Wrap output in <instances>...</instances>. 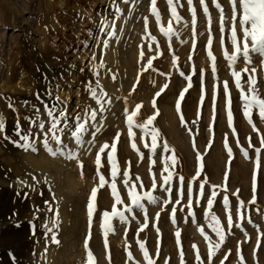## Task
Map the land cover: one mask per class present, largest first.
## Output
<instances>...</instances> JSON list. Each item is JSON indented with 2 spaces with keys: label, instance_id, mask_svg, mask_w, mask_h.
Segmentation results:
<instances>
[{
  "label": "rangeland",
  "instance_id": "rangeland-1",
  "mask_svg": "<svg viewBox=\"0 0 264 264\" xmlns=\"http://www.w3.org/2000/svg\"><path fill=\"white\" fill-rule=\"evenodd\" d=\"M219 2L227 16L226 29L230 28L232 9L229 0ZM117 3L123 10V15L116 23L117 34L105 49L100 43L103 34L99 32V21L102 18L112 19V0H0V116L4 118L8 136L18 139L14 132L17 121L23 131L27 132L30 128L28 118L37 116V108L39 117L47 122L44 104L51 106L52 99L46 92L51 88L54 97L56 86L59 85V94L67 101V128L63 138L68 143V133L77 123L76 115L83 114L85 108L97 107L89 97L87 86L89 82L95 86L91 69L101 60L104 67L99 70L100 84L112 99L111 107L106 110L103 126L98 129L95 137L91 136V131L95 129H90L85 134V140L94 139L90 151L88 143L76 149L79 153L78 160L53 157L39 145L38 152L25 151L0 133V264H13V257L15 264H86L84 240L89 233L86 205L91 189L98 184L94 162L99 148L104 143L111 145L117 133H120L119 140L116 141L120 175L116 178V183L125 202L127 194L122 183L125 170L129 171L133 179L137 175L140 177L145 185L144 190L151 189L152 177L155 175L158 187L154 194L161 201L166 199L167 194L160 190L159 185L162 182L164 158L173 154L178 160L174 172L186 178L184 196L180 204L175 203L179 181L174 175L172 202L166 206L162 203L146 204L148 226L138 236V228L143 223L142 212L137 210V218L131 219L129 225L114 220L115 231L109 234L106 249L101 228L102 213L111 211L114 203L111 190L106 184L97 194V210L88 241L95 264H146L138 240L145 242L155 264H181V251L183 264H196L197 250L203 264H208V241L201 234V228L213 242H217L218 238L209 227L210 219L205 218V213L209 216L216 215L227 232V212L231 211L234 222L237 219V192L239 199L245 203V215L250 214L253 225L259 226V233L257 227L248 224L246 220L243 228L249 234L247 238L234 227V235L227 237L221 250L213 257L212 264H221L222 261L223 264H241V256L244 264H264V235H261L264 233V145L260 142L261 136H264V122L260 121L258 112L253 110V123L257 129L253 130L243 116L240 92L235 87L231 69L223 55L225 49L231 53L232 46L227 31L224 34V45H221L219 12L212 0H207L213 20L211 51L217 66V72L213 74L212 61L207 55L208 25L199 0H194L196 36L193 37L192 17L187 0H180L183 6H178L177 11L188 25H176L179 35L170 41L159 31L155 17L150 13V0H133L134 6L123 3L122 0H117ZM157 8L166 26L170 19L166 0H157ZM237 8L239 9L238 4ZM143 17H148L149 31L157 37V43H153L151 51L148 41L142 39L145 34ZM237 32L238 37H242L239 21ZM141 50L144 52L143 59L140 58ZM93 54L96 56L95 60H91ZM154 56L156 58L152 67L147 68V60ZM261 63V57L253 55L251 66L257 69V88L264 98V67ZM243 67L241 59L236 69ZM181 72L185 75L181 76ZM113 74L116 76L115 80L112 79ZM187 76H191V87H188ZM7 80L9 86L18 83V88L7 91L4 86ZM246 80L247 74H243L242 84ZM225 81L228 82L232 101L231 126L227 121L229 97L223 89ZM165 84L168 87L156 98V108H153L151 102L155 93ZM186 87L188 91L180 102L178 112L176 102L179 93ZM5 98L11 99L15 110L9 107ZM137 104L142 106L134 118V125L143 124L159 110V115L150 126L160 133V146L155 155L145 148L144 145H150L151 139L140 128L134 126L132 131L135 135L129 137L125 108L131 113ZM181 116L184 123L181 122ZM31 131L36 133L39 129L34 127ZM225 139L232 149L231 157L225 148ZM164 141L174 152L164 153ZM133 142L137 144L139 151L132 149ZM70 146L76 147L75 144ZM256 148L261 149L259 168L256 167ZM109 150L101 154L103 166L100 172L111 182L110 165L107 162ZM244 151L248 152L247 157ZM197 154L202 157L201 161H197ZM81 162L82 169L79 167ZM200 164L204 167L200 169V177L192 184L193 219L186 207L187 188L188 181L195 176ZM254 173L257 199L256 204L250 205ZM33 176L40 182L38 186L34 183ZM45 178L50 182L51 191L44 184ZM203 179L207 183L204 196L201 197L198 184ZM212 185L217 186L218 197L212 208L208 209L207 198ZM225 191L230 201L228 210L222 206ZM197 200L200 203H196ZM45 201L52 204L53 212H48ZM174 206L177 209L175 223L171 219ZM37 208L40 211H34ZM57 208L60 221L57 233L59 244H54L50 237L45 239L43 225L47 222L52 227L51 219ZM156 213L160 214L158 221ZM177 230L181 232L179 245L175 237ZM258 236L260 242L257 248ZM46 245V255L42 256ZM128 252H131L132 259L128 258Z\"/></svg>",
  "mask_w": 264,
  "mask_h": 264
},
{
  "label": "snow or ice",
  "instance_id": "snow-or-ice-1",
  "mask_svg": "<svg viewBox=\"0 0 264 264\" xmlns=\"http://www.w3.org/2000/svg\"><path fill=\"white\" fill-rule=\"evenodd\" d=\"M123 3L131 4L134 6L133 0H122ZM169 8V15L170 19L167 22V25L164 26L162 21V14L157 8V0H150V13L152 16L155 17L156 23L159 26V31L166 37L169 41L175 37H178L179 33L177 31L176 25L183 24L184 26L188 25V22L184 20V18L178 13L177 7H182L183 5L180 3V0H166ZM201 5L202 11L206 17L207 25H208V32L209 38L207 41V48L209 49L207 52L208 57L212 61V71L213 74L217 72L216 66V58L211 51V46L213 43V34H212V16L209 11L207 0H199ZM232 9L231 15V27L226 29V21L227 16L224 12L223 6L220 4L219 0H212V4L216 7L217 11L219 12V31L221 34V45H224V34L227 31L229 33L228 39L230 40L232 51L229 53L227 49L224 50V58L226 59L229 68L231 69V76L234 78L235 87L240 92V100L242 101L243 107V116L247 119V122L252 125L253 130L256 129V125L253 123V110L258 112V116L261 122H264V98H262L259 94L257 88V78H256V67H252L253 64V55H259L261 57L262 63L261 66L264 67V0H229ZM187 4L189 6V12L191 14V26L193 29V37L196 36V27H197V15H196V8L194 5V0H187ZM237 4L239 5V9L237 8ZM112 12L113 16L112 19L109 20L108 18H102L99 21V32L103 34V39L100 40V43L106 49L109 46V42L112 38L117 34L116 33V23L123 15V10L119 7V3L117 0H112ZM144 19V29L145 34L142 37L143 40L148 41V48L151 51L153 47V43H157V37L152 35L149 31V21L148 17H143ZM237 21H239L240 32L242 33V37H238L237 32ZM170 46V45H169ZM159 48V45L157 44ZM195 47V43L193 44ZM142 49V46H141ZM140 58H144L143 50L140 51ZM156 57L149 58L147 60V68H151L153 65V60ZM96 56L93 54L91 60H95ZM242 59L244 63V67L240 70L236 69V65ZM173 63H176V58H173ZM104 67L103 60H101L98 65L91 69L93 76L95 77V86L91 82L88 83L87 91L89 94L90 99H92L97 107L96 108H85L83 110V114H77L75 120L77 123L71 128L68 133L69 142L66 143L64 140L65 130L67 128V101L62 99L59 94V85L56 86V94L53 97V91L49 88L46 92V95L52 99L51 106L47 103L44 104V109L48 117V121L45 122L42 118L39 117V109H35L37 112L36 117H29V125L30 128L27 132H24L19 121H17L16 127L14 129L15 135L18 139H12L10 136L7 135L6 124L4 122V118L0 116V133L4 134V138L8 139L11 143H13L16 147H19L25 151H32L38 152L40 147L43 148L49 155L56 157V156H63L66 159H79V153L76 149L82 147L85 143L89 144V151L91 146L94 144V139L92 140H85V134L89 133L90 129H95L91 131V136L94 138L97 134L99 128L103 126L104 116L106 114V110L111 107L112 99L108 96L106 91L104 90L103 86L100 84V69ZM163 74V73H161ZM247 74V80L245 83L242 84V75ZM181 76L185 74L183 72L180 73ZM112 79L115 80V74L112 75ZM186 79L189 81L188 87H191V76H187ZM245 84L247 86V91H245ZM168 87L165 84L160 91L155 93V97L152 100L153 108H156V98L160 97L161 93ZM188 87L184 88L179 93V99L176 102V110L179 112L181 104L180 102L184 99L185 93L188 91ZM223 89L225 94L229 97L228 98V113H227V121L229 126L233 124V112L231 108V97L229 95V85L228 82L225 81L223 83ZM37 98L39 99V94L37 93ZM9 102V107L15 110L14 104L10 98H5ZM204 97H201L203 100ZM216 95L213 94V103L215 104ZM27 106V102H25ZM142 105L137 104L135 110L131 113L128 112V109L125 108V115L128 125V134L129 137H134V133L132 131L133 127H138L144 133L145 136H150L151 143L145 144V148L149 149V152L152 155H155L157 148L160 146L158 145V139L160 138L159 130L150 127L153 124V121L156 119V116L159 115V110H156V114L149 117L143 124H135L134 125V118L140 111ZM99 117V121H98ZM37 121H39L37 123ZM63 121V126H62ZM181 122L184 123L183 116H181ZM47 123V129H46ZM38 127L39 131L33 133L31 131L32 128ZM42 137V138H41ZM120 133H117L114 142L109 145L108 143H104L100 148L96 155L95 159V166H96V175L98 176V184L91 189L90 196L88 198V202L86 205L87 217H88V225H89V233L86 239L84 240V247L86 250V264H95V257L91 250L88 248V241L91 238V227L93 223L94 213L97 210V194L100 189L104 188L107 184L111 190V196L114 199V203L111 206V211H104L102 213V235L105 248H108V236L110 233H114L115 229L113 226V221L118 220L121 224L129 225L131 219H136L135 212L139 210L143 214V223L140 225L137 231V236L139 235L140 231H143L148 226V210L146 204H158L162 203L164 206L171 203V193L173 191L172 182L174 175L177 177L179 181V188L177 189L178 198L175 201L176 204H180L181 199L184 196V184H185V177L179 173L174 172V168L178 163L177 157L175 154L171 156H166L164 158V169L161 173L162 182L159 185L161 191L167 194V198L161 201V198L155 195V191L157 190V180L155 175L152 177L151 189L144 190L145 185L140 180V177L137 175L133 179L130 177L129 171H123V179L122 183L126 190L127 194V202L122 198L121 192L118 190L116 178L120 175V169L116 159L117 153V143L116 141L119 140ZM260 142L264 145V136H261ZM237 143L239 144V140L237 139ZM71 144H75V148L71 147ZM55 145V146H53ZM132 149L137 150V144L133 142L131 144ZM163 151L164 153H168L173 151L169 148V145L166 141L163 142ZM195 147V145H194ZM249 147H252L250 138H249ZM225 148L228 151L229 157L232 156V149L228 146L227 139H225ZM110 149L107 151V162L110 165V176L111 182L106 180L105 176L101 174L100 169L103 166L101 163V154L105 153V150ZM257 159H256V167L259 168V157L261 153L260 148L255 149ZM244 155L247 157L248 152L244 151ZM141 158L143 155L141 154ZM202 157L197 154V161H201ZM79 167L82 169L83 164L82 162L79 164ZM204 165L200 164V168L197 169L195 176L192 177L190 181H188V201H187V209L188 214L195 219V213L192 211L193 208V197H192V184L196 181L197 177H200V169L203 168ZM164 173H167L164 175ZM34 183L38 186L39 181L35 176L32 177ZM227 179V174L225 176ZM26 183V182H25ZM207 183L206 179H203L199 184V194L201 197L204 196L205 185ZM44 184L49 187L51 191L50 182L45 178ZM212 190L210 192V196L207 198V207L211 209L213 206L214 201L218 197L217 186L212 185ZM256 174H253V181H252V192L253 196L251 201H249L250 205L256 204ZM43 193L41 192V195ZM236 198L238 200V209H237V219L234 222L233 215L229 210L227 212V232L225 231L224 227L221 225L220 220L217 218L216 215L212 214L209 216L208 213H205V218L210 219L209 227L212 228V231L215 233V236L218 238L217 242H213L210 237L204 234L203 228H201V234L204 235V239L208 241V264H212L213 257L221 250L222 246L224 245L227 237L229 235H234L233 228L239 229L243 232L244 236L247 238L248 233L243 228V223L245 220L248 224L253 225V221L251 219L250 214L245 215V203L243 200L239 199L238 192L236 194ZM53 200H55V196L53 194ZM196 203H200L199 200ZM45 206L48 212H53L52 204L49 201H45ZM119 206V207H118ZM222 206L224 209L228 210L230 206L229 195L226 193L222 196ZM34 211H40V209H34ZM176 212L177 209L174 206L171 212V219L172 222H176ZM259 212V209H257ZM159 213H156V219H159ZM38 219V217H35ZM59 211L58 208L55 211V215L51 219L52 227L48 226L46 222L43 225L45 239L48 240L50 237L51 243L59 244V240L57 238L58 233V226H59ZM257 227V231L259 233V226L253 225ZM159 233V229H157ZM261 235H264L262 233ZM127 236V228L125 230V237ZM176 243L177 245L180 244V237L181 232L177 230L175 232ZM140 250L143 253V257L146 261V264H155L154 259L150 256L149 251L146 248L144 241H137ZM259 236L257 240V248L259 247ZM195 247V246H193ZM127 248V245H126ZM47 252V245L45 248V253L42 254L46 255ZM239 254L240 250L239 247L237 249ZM128 258L132 259L131 252H128ZM157 256H159V241L157 242ZM181 256V264H183V251L180 253ZM227 255L225 259H227ZM110 261V255L108 257ZM241 264H244L243 256L240 257ZM13 264H15V258L13 257ZM167 264V262H166ZM196 264H203L199 251L196 252ZM223 264V261L221 262Z\"/></svg>",
  "mask_w": 264,
  "mask_h": 264
},
{
  "label": "bare ground",
  "instance_id": "bare-ground-1",
  "mask_svg": "<svg viewBox=\"0 0 264 264\" xmlns=\"http://www.w3.org/2000/svg\"><path fill=\"white\" fill-rule=\"evenodd\" d=\"M55 22L57 23L58 21L57 20H55ZM55 23V24H56ZM59 27V26H58ZM52 28V27H51ZM52 30V29H51ZM58 30V29H57ZM45 36V35H44ZM96 66V65H95ZM7 78L9 79L10 77L9 76H7ZM11 81V80H10ZM13 81H11V83H12ZM11 86H9V83H8V80H7V82H6V84L4 85L5 86V89H7V91L9 90V89H11V88H14V89H17L18 88V83H15L14 85L13 84H10Z\"/></svg>",
  "mask_w": 264,
  "mask_h": 264
}]
</instances>
